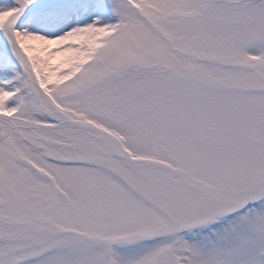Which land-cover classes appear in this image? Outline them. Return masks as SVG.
I'll use <instances>...</instances> for the list:
<instances>
[{"label": "snow or ice", "instance_id": "obj_1", "mask_svg": "<svg viewBox=\"0 0 264 264\" xmlns=\"http://www.w3.org/2000/svg\"><path fill=\"white\" fill-rule=\"evenodd\" d=\"M0 264H264V0H0Z\"/></svg>", "mask_w": 264, "mask_h": 264}]
</instances>
